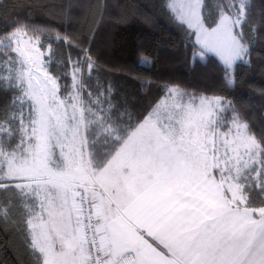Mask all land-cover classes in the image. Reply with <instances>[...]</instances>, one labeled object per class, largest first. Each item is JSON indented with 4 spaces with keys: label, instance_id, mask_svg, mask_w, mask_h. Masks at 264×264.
I'll list each match as a JSON object with an SVG mask.
<instances>
[{
    "label": "snow or ice",
    "instance_id": "6c2138e0",
    "mask_svg": "<svg viewBox=\"0 0 264 264\" xmlns=\"http://www.w3.org/2000/svg\"><path fill=\"white\" fill-rule=\"evenodd\" d=\"M168 7L232 86L248 0H221L215 27L205 0ZM83 52L69 86L33 29L0 32V223L18 222L35 264H264V138L231 101L179 88L134 114L91 87Z\"/></svg>",
    "mask_w": 264,
    "mask_h": 264
},
{
    "label": "trees",
    "instance_id": "16d2710c",
    "mask_svg": "<svg viewBox=\"0 0 264 264\" xmlns=\"http://www.w3.org/2000/svg\"><path fill=\"white\" fill-rule=\"evenodd\" d=\"M168 0H0V32L26 25L51 45L48 70L71 85L69 55L83 59L87 50L95 64L93 89L111 85L117 98L134 114L144 113L179 88L195 96H222L248 124L257 139L264 138V0H248V23L243 42L249 54L232 70L211 54L198 56L194 33L169 10ZM205 26L214 27L221 0H205ZM237 31H240L237 29ZM66 36L71 47L56 36ZM10 95L0 92V108ZM16 221L0 223V264H35L25 250Z\"/></svg>",
    "mask_w": 264,
    "mask_h": 264
},
{
    "label": "rangeland",
    "instance_id": "374dc122",
    "mask_svg": "<svg viewBox=\"0 0 264 264\" xmlns=\"http://www.w3.org/2000/svg\"><path fill=\"white\" fill-rule=\"evenodd\" d=\"M168 4H169V0H168V2H167V6H168ZM168 8H169V7H168ZM169 10H170V8H169ZM170 11H171V10H170ZM171 12H172V11H171ZM172 13H173V12H172ZM173 14H174V16H175V13H173ZM184 25H185L189 30H191V31L194 33V41H195L197 47L199 48V52L197 53V55L200 56V57H202L204 54H211V55L215 56V57L218 59V61L224 66L223 62L220 60L219 56L216 55V53H214V52H208V51L202 49L201 45H200L199 43H197V39H196V35H195V30L189 28V27L187 26V24H184ZM215 26H216V25H215ZM215 26H214V27H215ZM224 67H225V66H224Z\"/></svg>",
    "mask_w": 264,
    "mask_h": 264
},
{
    "label": "crops",
    "instance_id": "0c3cea01",
    "mask_svg": "<svg viewBox=\"0 0 264 264\" xmlns=\"http://www.w3.org/2000/svg\"><path fill=\"white\" fill-rule=\"evenodd\" d=\"M161 99H163V98H161ZM161 99H160V100H161Z\"/></svg>",
    "mask_w": 264,
    "mask_h": 264
}]
</instances>
